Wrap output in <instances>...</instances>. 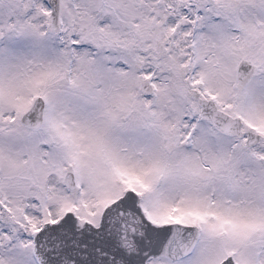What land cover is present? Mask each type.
Returning <instances> with one entry per match:
<instances>
[{
	"label": "snow or ice",
	"instance_id": "obj_1",
	"mask_svg": "<svg viewBox=\"0 0 264 264\" xmlns=\"http://www.w3.org/2000/svg\"><path fill=\"white\" fill-rule=\"evenodd\" d=\"M0 264H264V0H0Z\"/></svg>",
	"mask_w": 264,
	"mask_h": 264
}]
</instances>
